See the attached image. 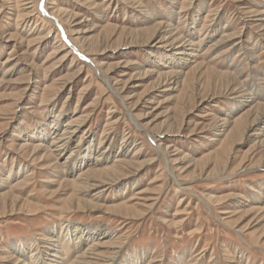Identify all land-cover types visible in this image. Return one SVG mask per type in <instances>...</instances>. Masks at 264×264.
Listing matches in <instances>:
<instances>
[{
	"label": "rangeland",
	"instance_id": "1",
	"mask_svg": "<svg viewBox=\"0 0 264 264\" xmlns=\"http://www.w3.org/2000/svg\"><path fill=\"white\" fill-rule=\"evenodd\" d=\"M95 243L264 264V0H0V264Z\"/></svg>",
	"mask_w": 264,
	"mask_h": 264
},
{
	"label": "bare ground",
	"instance_id": "2",
	"mask_svg": "<svg viewBox=\"0 0 264 264\" xmlns=\"http://www.w3.org/2000/svg\"><path fill=\"white\" fill-rule=\"evenodd\" d=\"M65 140L64 137H62L61 135L59 137L54 136L53 140L51 142L52 146H55L57 148H60V146L64 145L62 142ZM105 235V234H104ZM85 239L80 240L81 242H84ZM79 240H76V248L78 251H80V249H82V246H80L79 243H81ZM78 242V243H77ZM55 248H52V253L49 254L54 258H57V262L53 263V264H59L60 262L58 261V259H62V254L63 253V249H65L63 246H61L59 244V246L57 247V245H55ZM102 245L99 243H95L89 246V248H86V250L82 251L81 254L79 256H77L78 258H76L72 264H96L94 262H92L91 260H97V253H94L95 250H97L98 247H101ZM50 247V246H49ZM36 250V249H35ZM77 251V252H78ZM46 254V253H45ZM80 257V258H79ZM75 258V257H74ZM50 258H48L49 260ZM64 259V258H63ZM21 262V261H20ZM17 263V264H20ZM63 264V263H61ZM98 264V263H97Z\"/></svg>",
	"mask_w": 264,
	"mask_h": 264
}]
</instances>
